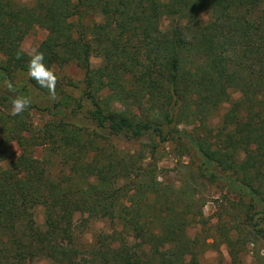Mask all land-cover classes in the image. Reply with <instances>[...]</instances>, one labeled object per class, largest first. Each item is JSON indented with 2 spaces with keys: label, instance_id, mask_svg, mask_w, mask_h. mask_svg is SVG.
I'll use <instances>...</instances> for the list:
<instances>
[{
  "label": "trees",
  "instance_id": "trees-1",
  "mask_svg": "<svg viewBox=\"0 0 264 264\" xmlns=\"http://www.w3.org/2000/svg\"><path fill=\"white\" fill-rule=\"evenodd\" d=\"M35 21L46 30L35 49L57 77L54 99L29 78L21 48ZM263 27L264 0H0V264H199L220 244L227 264H242L249 245L260 256ZM68 65L80 80L63 72ZM24 73V83L14 81ZM231 92L239 94L229 103L233 122L208 125ZM18 97L30 106L11 116ZM33 109L48 119L35 124ZM143 137L150 141L134 151L119 145ZM156 138L185 139L190 160L178 186L145 162ZM209 186L220 190L214 221L186 235L204 217ZM76 213L110 229L78 243Z\"/></svg>",
  "mask_w": 264,
  "mask_h": 264
},
{
  "label": "rangeland",
  "instance_id": "rangeland-1",
  "mask_svg": "<svg viewBox=\"0 0 264 264\" xmlns=\"http://www.w3.org/2000/svg\"><path fill=\"white\" fill-rule=\"evenodd\" d=\"M20 3L31 4L34 0H17ZM209 17V12L207 10H203L200 13V18L203 22H205ZM264 35V27L262 31ZM46 30L41 22L35 21L32 23L31 30L25 36V38L21 42V48L30 53L32 49H35L39 42L45 37ZM1 57V56H0ZM91 65L96 67L100 58L97 56H93L90 59ZM63 72L72 76L75 80H80L82 78V71L76 67L75 65H68L64 67ZM27 79V74H17L14 78L15 82L24 83ZM5 87L0 83V94L4 93ZM239 94L237 92H231L229 101L221 103L218 108L214 111L211 117L208 119V125L219 127V126H229L234 117L229 113L230 101L238 98ZM32 102H37L38 98H31ZM42 102V101H40ZM30 117L35 124H41L43 121L48 119V115L39 110L33 109L30 110ZM84 113V111L82 112ZM83 115V114H82ZM232 117V118H231ZM77 121L84 124V119L80 115L77 118ZM187 129H190L187 126ZM170 137V136H169ZM157 139V138H156ZM183 140H171L170 138L165 142H160L158 139L156 140V149L154 152H151V156H149L150 152L145 150L147 153V157L145 162L151 161L155 163L157 174L159 180L164 183L172 184L174 186L179 185V178L182 176L181 173L184 172V168L182 167V163H186L190 159L186 154L182 153V148H180L179 142L186 143ZM145 141H150V139L143 137L135 142L133 141H119V145L124 149H129L130 151H134L139 146V143L142 144ZM12 150L15 154L19 152V150L12 145ZM43 154V148L38 146L34 149V155L38 158H41ZM207 192H205L206 196V204L204 205V217L200 218L196 221V223L186 231V235H191L192 231H197L202 225V221L207 218H211L215 213V198L220 194V190L215 186H209ZM209 194V195H208ZM213 213V214H212ZM35 219L37 223L42 224L43 221V210L41 207H38L35 210ZM209 221L213 222L214 218L209 219ZM209 222V223H211ZM109 221L104 219H93L88 222H84V215L76 213L73 217V229L75 237L78 243H88L93 239V236L96 232L99 231H108ZM212 239H208L207 242H211ZM255 248L260 249V256H255L254 249L252 245H249L247 250L245 251L242 257V264H264V243H259ZM221 256L223 264H227L229 257L227 254V249L224 244H220L218 248L215 246H207L199 256V264H216L218 257ZM25 264H50V261L47 259H37L33 261H27Z\"/></svg>",
  "mask_w": 264,
  "mask_h": 264
},
{
  "label": "clouds",
  "instance_id": "clouds-1",
  "mask_svg": "<svg viewBox=\"0 0 264 264\" xmlns=\"http://www.w3.org/2000/svg\"><path fill=\"white\" fill-rule=\"evenodd\" d=\"M30 60L28 64V76L34 80L37 85L42 89H47L50 96L55 98V88L57 77L50 69L44 64V55L36 49L30 52ZM11 87V85H9ZM30 106L29 98L18 97L11 103L10 115L19 116Z\"/></svg>",
  "mask_w": 264,
  "mask_h": 264
}]
</instances>
